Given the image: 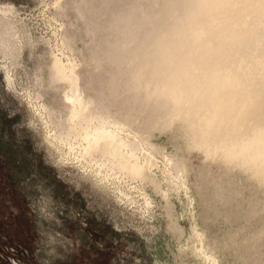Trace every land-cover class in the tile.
<instances>
[{
    "label": "rangeland",
    "instance_id": "1",
    "mask_svg": "<svg viewBox=\"0 0 264 264\" xmlns=\"http://www.w3.org/2000/svg\"><path fill=\"white\" fill-rule=\"evenodd\" d=\"M224 1L0 0V264H199L173 228L187 236L192 220L184 197L166 191L160 160L115 163V187L74 161L78 151L111 167L103 145L114 134H85L103 120L180 151L195 222L221 264H264V134L212 148L226 129L253 127L255 87L220 76L216 62L201 74L195 50ZM190 19L215 26L183 36ZM180 68L199 73L195 85Z\"/></svg>",
    "mask_w": 264,
    "mask_h": 264
},
{
    "label": "bare ground",
    "instance_id": "2",
    "mask_svg": "<svg viewBox=\"0 0 264 264\" xmlns=\"http://www.w3.org/2000/svg\"><path fill=\"white\" fill-rule=\"evenodd\" d=\"M233 1L234 0L224 1L225 6L223 9L225 10H223L219 15L218 19L221 22H219V24L216 25V31L211 34L208 33V35L204 37L202 40H200V42L198 41L195 50H197L200 47V51H196V53L199 61L198 65L201 66L200 68L202 69L200 71L201 74L213 75L214 70L212 69L213 66L215 65L214 63L216 62L217 65L222 64L224 66V68H221L219 70L220 71L219 75L221 76L227 73V69H228L230 71L229 79L230 80L236 79V81L239 82V84L241 85V86L239 84L237 85L240 86V88H245L246 86L253 84L255 88L249 89L248 92L249 94H252L254 97H256V99L251 103L252 104L251 106L253 108H256V110H252V112H255L254 114H256V121L253 124V127L245 133L240 132L239 134L238 133L235 134V129H226L227 131L225 130V132L219 135L217 139L218 144L214 147L212 146V148H218V145H220L219 142H221V140L223 141V139L226 138H232L236 136L240 141H243L256 137L259 134H264V75L262 71V68L264 67V2L262 3V5L258 6L253 3V0H248L243 5L238 4L233 9L227 10L226 9L227 5ZM233 14H235L234 19L232 20V22H230L231 16ZM254 16H259V19L260 18L262 19L260 20L261 23H256V21L254 20ZM225 23L230 24V26H228L227 24L225 25ZM214 26L215 25L213 21L203 22L197 19H190L189 22L187 23L188 30L184 32L183 36H187L189 34L192 35L193 32H196V30H198L201 27L203 28L205 27V29H208ZM221 34H226L227 35L226 38L223 39ZM181 43H182V39L179 41V44ZM248 57L252 60V62L248 61ZM66 59H69V57L67 56ZM178 66L180 67V65ZM185 70L189 71L188 73L189 77L186 76L187 78L185 80V83L188 86L195 85L196 84L195 75L199 73H196L195 71L189 68L176 69L175 72L180 74L181 71H184L186 73ZM216 76H218V73H216ZM205 88L206 86L202 85L201 89H205ZM70 92L71 95L76 94L74 90H71ZM233 93L234 92L228 93L229 95L222 103V105L227 104L226 109L231 108L229 103L231 102ZM95 108H97V106ZM227 112H228L227 116L229 118H235V122L237 121V123L240 124L239 122L240 119L238 118L239 116L232 115L231 114L232 112L230 110H228ZM86 121L87 120H85V122ZM94 122L88 123L89 125L86 123V126H88V128L85 134L87 138H89L88 140H90V138L93 137L95 134H99V135L105 133L114 134V137L113 138L111 137L112 139L109 140V142H107L106 145H103V148H105L106 149L105 151H107L106 153L108 154V157L112 161V165L109 164V166L111 167L105 168L101 165L102 163H100L101 162L100 159H102L103 157L100 156L85 157L82 156L81 152L79 153L78 151L75 152L76 160L74 161H76L79 164V166L85 169L88 168L91 172H97L98 177L100 178L101 181L108 182L110 185L115 187L116 177H118L119 175L118 173L120 170L117 167H115L116 169L112 168V166H115V163L116 164L134 163L136 166L142 163H147L146 166L148 168V166L151 167L150 166L151 164L155 165L160 160L162 165L161 168L163 171L162 174H164L163 176L165 179L164 182H166V191L168 190L169 194H173L176 197H179L180 195L184 197V199L186 200V208H184V212L188 213L189 214L188 216L192 220L191 225L189 227L190 231L187 236L184 235V231L182 232V230L177 227L176 225L177 223H175L174 227L172 225V227L175 230H178L180 232L179 241L181 245L193 250L195 257L199 260V264H221L220 258L219 256H217L218 254L215 250V247H213L210 244L211 242L208 241L207 239L208 237H206L205 232L199 229L197 223L195 222L194 212H193V197L190 194V188L186 182V175H185L186 160L182 155L178 154L179 151L178 148H177L178 151L175 150L174 153H164L161 149L162 148L161 146L154 145L152 144V142L149 143L144 137L133 134L124 127H121L120 125H119L120 127H118L119 129H117L111 122L107 120H103L102 122L100 121L99 123H94ZM174 126L175 123H171V125L167 129H171ZM167 132L169 131L167 130ZM177 132L179 134L180 131L177 130ZM169 133H171V131ZM59 139H61V137ZM184 139L186 143L189 142L191 144H194V142H196L195 139L189 134H187ZM68 144L74 145L75 141L70 140ZM196 145H198V143ZM104 157L106 158L107 156H105L104 154ZM148 169H146L145 167L141 169L136 168L135 170L137 171L139 176L143 177L147 172L151 170L150 169L148 171ZM120 190L122 189L120 188ZM182 212L180 214L177 213L176 220H179L180 216H182ZM156 264H160V262L156 261Z\"/></svg>",
    "mask_w": 264,
    "mask_h": 264
}]
</instances>
